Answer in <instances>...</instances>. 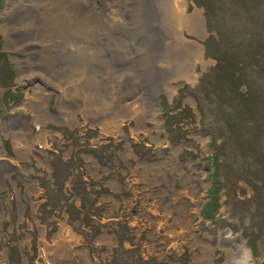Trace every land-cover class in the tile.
I'll return each mask as SVG.
<instances>
[{
    "label": "rangeland",
    "instance_id": "1",
    "mask_svg": "<svg viewBox=\"0 0 264 264\" xmlns=\"http://www.w3.org/2000/svg\"><path fill=\"white\" fill-rule=\"evenodd\" d=\"M234 1L94 0L90 22L61 30L78 78L65 59L20 77L0 31V264H228L232 252L264 264V186L251 188L264 116L219 83L218 68L243 61L234 90L264 98V72L249 55L264 28ZM175 2L199 15L192 25L175 20ZM14 4L0 0V29ZM118 7L113 25L104 15ZM255 13L264 24V0ZM136 94L135 110L122 106ZM213 145L222 173L211 201ZM211 208L233 226L217 227Z\"/></svg>",
    "mask_w": 264,
    "mask_h": 264
},
{
    "label": "bare ground",
    "instance_id": "2",
    "mask_svg": "<svg viewBox=\"0 0 264 264\" xmlns=\"http://www.w3.org/2000/svg\"><path fill=\"white\" fill-rule=\"evenodd\" d=\"M92 2L94 0H15V4L10 7L5 15V23L0 31L5 36V45L13 47L10 49L14 53L13 57L17 62L20 77L30 80L40 78L43 76V72L48 70L54 62L64 61V59L67 61H64L67 65L75 63V61L70 60L69 49L60 40L63 35L61 30L63 27H69L66 25L67 22L73 26V29L81 27L83 22H90L91 15L94 17L97 13ZM177 5L180 6V3L175 2L172 4L176 12V14L174 13L175 20L178 23L180 20L181 23L183 21L184 26L192 25V18L199 15L195 14L188 18L184 14L182 7L179 9ZM112 15L118 17L116 18ZM98 16H100V13ZM104 16V18L110 19L113 25H119L124 17V12L119 7L117 9L111 8L107 13L105 12ZM13 17H16V21L25 23V28H29L27 29L29 31L28 34L20 32L23 25L18 26L17 24L19 23L11 19ZM77 53L80 54L78 46ZM76 66L79 65L75 63L70 73L72 77L78 78L81 70L76 69ZM141 98L140 94L132 95L125 99L122 98V106L135 110L136 103ZM156 115L157 111L154 113V118ZM240 263L234 256V252L228 255V264Z\"/></svg>",
    "mask_w": 264,
    "mask_h": 264
},
{
    "label": "trees",
    "instance_id": "3",
    "mask_svg": "<svg viewBox=\"0 0 264 264\" xmlns=\"http://www.w3.org/2000/svg\"><path fill=\"white\" fill-rule=\"evenodd\" d=\"M236 1V0H235ZM234 1V2H235ZM240 3H243L244 4V7L247 9V12L249 11L250 12V18L251 20L254 22V23H258V25L261 26L262 30L264 28V24L261 23V16L260 14H257L255 13L254 14V11L256 8H258V6L260 5L261 1L262 0H238ZM204 12H206V15H207V10L206 8L204 7ZM253 12V13H252ZM264 19V18H263ZM258 36L260 37L261 39L264 37L262 35H260L259 33L255 32V36L253 37L252 41H254L255 37ZM212 40H214L215 42H217L218 40H215L213 39V37L211 36ZM250 41V42H252ZM208 42L205 41V43ZM249 42V43H250ZM252 51H251V54L250 55V58H251V61H253V63L256 65V69L258 68L259 71L261 72H264V66H260V67H257L259 63H257L258 61H263L264 62V57L263 59H259L258 56L260 54L264 55V40L262 41L261 44H259V46H255L254 48H250ZM217 64H219V61H217ZM242 66H244V63L243 61L240 62V60H238L235 56H233L232 58H229V60H227L226 62H224V68L221 66V63L218 65V68L220 69V76H221V73L224 72L225 76H226V81H224L223 79L220 78L219 76V83L220 84H223L225 82H227V84L229 86H232L233 87V93H235L238 97L240 96L241 99H242V102L243 104L245 103L246 104V107H250V109L253 110L254 109H259L261 112H262V115L264 116V98L262 96V93H261V90H258L259 88H255V89H252V86H250L247 90H246V93L245 95H240L238 92H236V89L234 90V88L236 87L237 83H235L239 78L242 79L243 77V74H242ZM224 70V71H223ZM219 71V70H218ZM235 71H237L238 73L235 74ZM184 89V88H183ZM217 89V87H216ZM253 90H254V93H253ZM215 93H217L218 95H220L219 97L221 98L222 96L224 97H228L227 95H225L221 89L217 90ZM263 93H264V90H263ZM253 94L255 96H253ZM262 96V97H261ZM243 115V113H241ZM227 117L232 121V124H236V113L235 114H227ZM227 118V119H228ZM170 124V123H168ZM231 124V123H230ZM203 128H205L204 126H202ZM240 128V127H239ZM173 127H172V124L170 125H167V132L169 133V136L170 137H173L174 133L173 132ZM178 132V135L179 136H184V131L178 129L177 130ZM174 133V134H173ZM212 150H214V153L211 155L210 159L212 163V166L214 167L213 169V172L211 174V181L212 182V185L214 189H212L211 193H209V195H211L210 197V200L212 201L213 199L216 200L217 199V183H220V176H221V171H222V168H221V160L219 158V153L217 151H215V147L214 145L212 146ZM251 153L255 156V158L257 157L258 161H261L260 163L262 165V168L261 170H257V171H253L251 175H253L254 177L257 178V181H259L258 184H255L253 187L251 188H256V190L253 191L252 189V192L253 194H258L260 188L262 186H264V150H260L259 148H253L251 149ZM226 167L228 168L229 166L226 165ZM58 168V167H56ZM263 170V171H262ZM247 173H250L249 171H247L246 169L243 171L242 173V177H246V174ZM264 188V187H263ZM210 205H212L210 203ZM210 205H209V208L208 210L210 209ZM82 204L80 205V208H84V205L82 206ZM215 207V206H214ZM213 207V208H214ZM213 208H211V210L208 212V216L207 218H209L212 222H215L216 223V226H220V227H225V226H233L231 225V223L226 219V218H223V217H219L218 214L216 213L217 210H212ZM76 209V208H75ZM215 209V208H214ZM78 209H76V212L77 214L78 213H81L80 211H77ZM207 210V211H208ZM84 217V216H83ZM79 222L81 221V218H79L77 216L76 218ZM77 233L78 231L75 230ZM84 239L88 242V244L91 243L90 239H89V232H85V231H82L81 232Z\"/></svg>",
    "mask_w": 264,
    "mask_h": 264
}]
</instances>
